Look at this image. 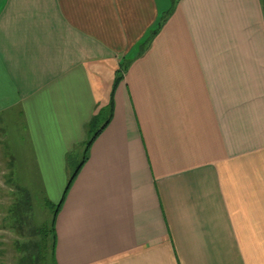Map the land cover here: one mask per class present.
Returning a JSON list of instances; mask_svg holds the SVG:
<instances>
[{"label":"crops","instance_id":"crops-1","mask_svg":"<svg viewBox=\"0 0 264 264\" xmlns=\"http://www.w3.org/2000/svg\"><path fill=\"white\" fill-rule=\"evenodd\" d=\"M11 124L55 264H264L261 0H0Z\"/></svg>","mask_w":264,"mask_h":264},{"label":"rangeland","instance_id":"rangeland-1","mask_svg":"<svg viewBox=\"0 0 264 264\" xmlns=\"http://www.w3.org/2000/svg\"><path fill=\"white\" fill-rule=\"evenodd\" d=\"M177 0H166L168 6ZM104 115L99 123H105ZM22 128L14 125L0 127V264H16L13 248L19 239L8 218V209L14 203L24 201L32 206V220L36 226L50 225L58 203L47 206L36 182L32 179L24 159L25 145ZM81 157V155H80ZM73 169V165L71 166ZM75 168V167H74ZM69 183V182H68Z\"/></svg>","mask_w":264,"mask_h":264},{"label":"trees","instance_id":"trees-1","mask_svg":"<svg viewBox=\"0 0 264 264\" xmlns=\"http://www.w3.org/2000/svg\"><path fill=\"white\" fill-rule=\"evenodd\" d=\"M261 4L264 15V0H261ZM169 12L170 10L166 13V16ZM166 16L160 18L155 29L150 32L149 39L158 32ZM97 121L98 118L95 117L92 120L91 127H95ZM31 210L30 203L19 201L11 205L7 212L13 231L19 237L13 244L17 254L16 264H55L53 255L54 220L52 218L50 225L41 224L36 226L32 220Z\"/></svg>","mask_w":264,"mask_h":264}]
</instances>
